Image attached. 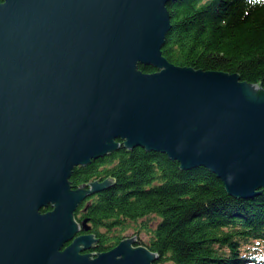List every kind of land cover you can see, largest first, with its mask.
<instances>
[{"label": "water", "instance_id": "95a60500", "mask_svg": "<svg viewBox=\"0 0 264 264\" xmlns=\"http://www.w3.org/2000/svg\"><path fill=\"white\" fill-rule=\"evenodd\" d=\"M169 2L0 3V264H154L137 235L89 252L99 238L76 218L115 180L74 188V169L122 146L205 167L232 196L261 194L262 81L169 62Z\"/></svg>", "mask_w": 264, "mask_h": 264}, {"label": "trees", "instance_id": "16d2710c", "mask_svg": "<svg viewBox=\"0 0 264 264\" xmlns=\"http://www.w3.org/2000/svg\"><path fill=\"white\" fill-rule=\"evenodd\" d=\"M167 8L173 28L162 51L169 62L239 73L264 88V0H170ZM180 166L167 154L122 146L74 169V188L115 180L76 213L99 238L96 252L114 248L132 229L147 236L136 234L139 245L158 253L154 264H264V189L236 198L209 169Z\"/></svg>", "mask_w": 264, "mask_h": 264}, {"label": "rangeland", "instance_id": "374dc122", "mask_svg": "<svg viewBox=\"0 0 264 264\" xmlns=\"http://www.w3.org/2000/svg\"><path fill=\"white\" fill-rule=\"evenodd\" d=\"M234 197H236V196H234ZM236 198L248 199V197H236ZM250 198H253V197H250ZM108 231H109V229H108ZM124 232H125V236L126 237H133V236H136V234L139 235L141 237L140 241L144 240V238H147V236L145 234H143L142 236H141V233H136L135 234L132 229H127V230L125 229Z\"/></svg>", "mask_w": 264, "mask_h": 264}, {"label": "flooded vegetation", "instance_id": "af4514ba", "mask_svg": "<svg viewBox=\"0 0 264 264\" xmlns=\"http://www.w3.org/2000/svg\"><path fill=\"white\" fill-rule=\"evenodd\" d=\"M90 232V229H88V230H85L83 227H82V234H88ZM99 240V239H98ZM99 242V241H98ZM89 252H96V250L94 249V250H91V251H89ZM86 253V252H85Z\"/></svg>", "mask_w": 264, "mask_h": 264}, {"label": "bare ground", "instance_id": "6f19581e", "mask_svg": "<svg viewBox=\"0 0 264 264\" xmlns=\"http://www.w3.org/2000/svg\"><path fill=\"white\" fill-rule=\"evenodd\" d=\"M102 192V191H101ZM253 240H251V242H252ZM251 244V243H250ZM246 252H247V248H246V250H245ZM224 253H225V251H224Z\"/></svg>", "mask_w": 264, "mask_h": 264}]
</instances>
